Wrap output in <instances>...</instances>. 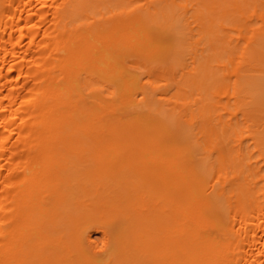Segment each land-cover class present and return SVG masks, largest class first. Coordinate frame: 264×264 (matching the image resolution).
Returning <instances> with one entry per match:
<instances>
[{"label": "bare ground", "instance_id": "bare-ground-1", "mask_svg": "<svg viewBox=\"0 0 264 264\" xmlns=\"http://www.w3.org/2000/svg\"><path fill=\"white\" fill-rule=\"evenodd\" d=\"M0 264H264V0H0Z\"/></svg>", "mask_w": 264, "mask_h": 264}, {"label": "rangeland", "instance_id": "rangeland-1", "mask_svg": "<svg viewBox=\"0 0 264 264\" xmlns=\"http://www.w3.org/2000/svg\"><path fill=\"white\" fill-rule=\"evenodd\" d=\"M93 237H95L97 240H99V239H100V237H99V234H98V233H94V234H93Z\"/></svg>", "mask_w": 264, "mask_h": 264}]
</instances>
